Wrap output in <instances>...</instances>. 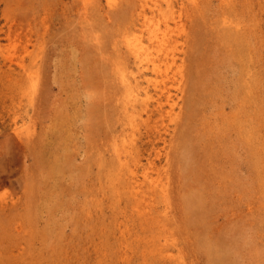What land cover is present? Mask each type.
Masks as SVG:
<instances>
[{"label":"bare ground","instance_id":"bare-ground-1","mask_svg":"<svg viewBox=\"0 0 264 264\" xmlns=\"http://www.w3.org/2000/svg\"><path fill=\"white\" fill-rule=\"evenodd\" d=\"M184 1L199 9V0H127L116 14L119 22L112 31L106 30L118 52L114 61L102 68L104 72L111 71L118 80L113 96L107 95L110 92L107 90L105 97H108L104 99L109 104L103 108L106 124L112 121V115H118L114 130L104 133L102 146L106 183L112 187L109 200L119 207L124 199L132 209L134 220L141 224L150 222L161 233L151 242L138 241V250L133 254L124 251L123 259L126 264H133V255L136 264H202L201 261L204 264H263L262 232L257 230L255 236H251L253 244L246 238L250 224L260 228L263 220L257 218L251 223L246 212L247 176H255L258 181L264 163L261 26L252 29L239 21L224 20L217 29L218 44L222 47L219 50L223 51L224 47L226 54L221 68L230 72L224 79L216 76L209 59L200 56L199 51L188 60L180 55V50L184 49L180 46V34L184 32L180 22L187 8ZM107 2L113 6L117 1ZM82 3L88 4L86 0ZM8 31L11 33V29ZM0 49L3 52L1 43ZM188 54L189 58L190 52ZM3 59L11 79H18L19 89L29 87L36 95L40 73L35 74L30 69L31 64H25L24 59L12 54L4 55ZM15 66L19 67L18 78L14 77ZM14 131L26 144V155L30 157L39 143L32 139V132L17 127ZM158 138L164 141L163 147ZM232 152L238 154L235 161L242 173L238 180L234 178L238 183L233 179L235 174L227 170L233 163ZM179 168H182L180 174L176 173ZM234 193L239 195L235 201L238 207L232 204ZM173 194H177L179 202L175 203L177 206L173 203L177 207L174 213L168 211ZM19 204V196L12 197L11 201H0V216L4 211L12 213L0 221V264H20L4 256L8 248L5 231L21 233L26 227L23 226L25 215L28 211L35 214L28 201L24 205L26 211L21 212L22 204ZM219 206L224 210L217 212ZM12 211L19 212L13 214ZM219 217L223 218L222 222ZM228 224H237L238 228L229 231L227 226L224 232Z\"/></svg>","mask_w":264,"mask_h":264},{"label":"rangeland","instance_id":"rangeland-1","mask_svg":"<svg viewBox=\"0 0 264 264\" xmlns=\"http://www.w3.org/2000/svg\"><path fill=\"white\" fill-rule=\"evenodd\" d=\"M86 1L88 4L84 6V0H0V43L3 48V52L0 49V201H11L12 197L19 196L22 204L20 211H26L24 205L28 201L35 213L28 211L25 215L23 226L26 227L21 233L11 229L5 231L8 248L4 256L8 255L7 260L13 263L126 264L124 251L133 254L134 250H138V241L151 242L161 235L150 222H145V225L134 220L132 209L124 199L119 207L111 204L112 187L106 183L103 137L104 133L117 126L118 115L111 116L112 121L107 123V127L103 122V108L109 104L105 101L107 95H114L118 80L114 79L111 71L104 72L102 68L118 55L115 41L111 40L108 31H112L119 22V15L116 14L127 0H116L113 6H109L107 0ZM184 2L187 8L183 10L180 22L184 29L180 34V46L184 49L180 50V55L188 60L199 51L200 56L209 59L216 76L224 79L229 77L230 72L221 68L226 54L224 47L223 51L219 50L222 47L218 44L217 29L222 27L224 20L239 21L252 26V29L261 26L264 139V0H199V9L193 8L188 1ZM184 51L188 52L183 54ZM6 54L24 59L25 64L32 65L31 71L40 73L37 96L29 91V87L19 89L18 79H11L13 77L6 72L3 59ZM18 68L13 72L16 78ZM106 82L109 86H105ZM108 89L110 92L107 94ZM110 104L114 106L112 101ZM36 109L39 114H35ZM109 109L114 113L111 106ZM31 116H34L33 120ZM16 127L32 132V139L39 143L30 157L26 155V144L14 131ZM181 128L176 129V135ZM142 130L145 132L144 126ZM168 135L165 136L169 138ZM157 140L163 147L164 141L161 138ZM174 143L169 149L171 152L174 151ZM232 157L233 165H229L227 170L235 174L233 179L238 180V176L242 175L235 161L238 154L232 152ZM69 162V166L66 165ZM181 169L176 173L180 174ZM248 176V219L251 223L257 218L263 220L260 228L250 224L246 238L253 244L251 236H255L257 230L261 231L264 249V163L258 181L255 176ZM176 195H171L174 200L171 198L173 202L169 212L177 211L175 206L179 202ZM238 197L234 193L232 204L235 207L239 206L235 202ZM173 203L177 204L173 206ZM222 207L219 206L217 212L223 211ZM9 212H2L0 221L12 214ZM12 212L17 214L19 211ZM227 214L234 219L231 213ZM219 219L223 221V218ZM168 223L174 225L173 222ZM227 226L229 231L238 228L237 224H228L224 226V232H227ZM193 241L195 243L194 238ZM133 257L132 263L136 264L137 259ZM201 263L204 264V261Z\"/></svg>","mask_w":264,"mask_h":264}]
</instances>
